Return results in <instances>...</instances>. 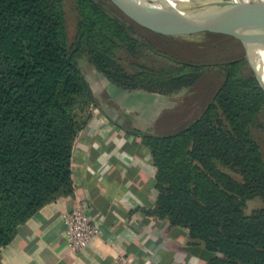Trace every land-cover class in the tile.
I'll return each instance as SVG.
<instances>
[{
    "label": "trees",
    "instance_id": "obj_1",
    "mask_svg": "<svg viewBox=\"0 0 264 264\" xmlns=\"http://www.w3.org/2000/svg\"><path fill=\"white\" fill-rule=\"evenodd\" d=\"M75 2L80 18L70 41L63 0H0V248L35 211L73 192L71 151L84 125L78 112L95 102L82 52L127 89L195 82L201 66L134 64L136 72L125 73L116 52L139 41L94 0ZM244 64H225L198 116L135 131L155 168L150 213L185 229L202 264H264V206L246 211L249 199L264 202V156L252 133L264 91Z\"/></svg>",
    "mask_w": 264,
    "mask_h": 264
},
{
    "label": "crops",
    "instance_id": "obj_2",
    "mask_svg": "<svg viewBox=\"0 0 264 264\" xmlns=\"http://www.w3.org/2000/svg\"><path fill=\"white\" fill-rule=\"evenodd\" d=\"M112 91L105 98L120 102L112 111L116 116L101 106L73 142L72 194L45 204L18 225L0 248V264H202L186 253L185 229L150 213L157 196L155 168L135 131L153 132L170 109H161L155 119L142 94L116 86ZM130 109L140 112L134 122ZM75 204L85 207L100 234L72 258L66 255L63 214Z\"/></svg>",
    "mask_w": 264,
    "mask_h": 264
},
{
    "label": "rangeland",
    "instance_id": "obj_3",
    "mask_svg": "<svg viewBox=\"0 0 264 264\" xmlns=\"http://www.w3.org/2000/svg\"><path fill=\"white\" fill-rule=\"evenodd\" d=\"M94 1L124 24L131 36L137 39L141 45L140 47L137 45L122 47L116 52V57L125 73H135L136 69L132 66L134 64L157 67L163 62L185 61L201 66L195 82H193L194 77L191 76L180 83L156 86L134 85L135 88L127 89L108 81L93 67L88 55L82 52L78 58L79 66L95 97V102L89 103L78 112V122L84 123L82 129L91 117L101 112V106L105 109L109 108L111 114H113L112 111L115 112L118 109L119 101L108 102L105 98L107 92L112 94L114 86L126 90L128 94L132 92L146 97L145 102L149 103V106L151 105L149 108L154 111V114L156 113L155 119L161 109H170L162 114L159 122V125H169L177 120L193 119L204 110L216 88L223 81L224 66L227 62L244 60L243 70L245 73L253 75L246 59H244V49L236 39L223 34L206 32L201 28L189 27L173 19L159 18L146 9L144 3L162 12L181 13L184 8L161 4L153 0ZM63 6L67 33L72 41L77 31L80 15L75 0H63ZM129 86L131 85L129 84ZM128 112L129 120L133 122L140 115L137 109H130ZM101 119L103 120L104 117L101 116ZM252 133L264 156V112L259 117L257 126ZM262 206H264V202L259 198L249 199L246 203V211L250 212ZM185 250L186 253H189L190 247L186 245Z\"/></svg>",
    "mask_w": 264,
    "mask_h": 264
},
{
    "label": "water",
    "instance_id": "obj_4",
    "mask_svg": "<svg viewBox=\"0 0 264 264\" xmlns=\"http://www.w3.org/2000/svg\"><path fill=\"white\" fill-rule=\"evenodd\" d=\"M145 5V6H144ZM144 7L159 18L173 19L189 27L230 36L240 42L259 86L264 91L260 75L264 69V22L229 0H185L181 13L162 12L144 3ZM260 7L262 5L259 4Z\"/></svg>",
    "mask_w": 264,
    "mask_h": 264
},
{
    "label": "built area",
    "instance_id": "obj_5",
    "mask_svg": "<svg viewBox=\"0 0 264 264\" xmlns=\"http://www.w3.org/2000/svg\"><path fill=\"white\" fill-rule=\"evenodd\" d=\"M63 216L66 225V255L74 258L99 236V224L91 218L81 204H75Z\"/></svg>",
    "mask_w": 264,
    "mask_h": 264
},
{
    "label": "bare ground",
    "instance_id": "obj_6",
    "mask_svg": "<svg viewBox=\"0 0 264 264\" xmlns=\"http://www.w3.org/2000/svg\"><path fill=\"white\" fill-rule=\"evenodd\" d=\"M161 4L175 5L177 7L184 8L185 0H153ZM235 6L242 8L243 10L250 12L254 16H257L264 22V0H229ZM262 5V7L259 6ZM260 54L264 57V51H259ZM261 69V75H264V69Z\"/></svg>",
    "mask_w": 264,
    "mask_h": 264
}]
</instances>
